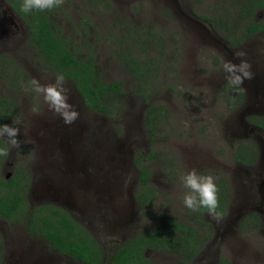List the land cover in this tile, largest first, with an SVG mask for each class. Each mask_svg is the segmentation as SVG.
Returning a JSON list of instances; mask_svg holds the SVG:
<instances>
[{"label": "rangeland", "instance_id": "1", "mask_svg": "<svg viewBox=\"0 0 264 264\" xmlns=\"http://www.w3.org/2000/svg\"><path fill=\"white\" fill-rule=\"evenodd\" d=\"M55 1V24L83 57L91 56L101 81L121 80L122 91L110 95L115 108L109 114L84 106L72 80L44 65L23 21L0 0V59H12L25 76L10 84L0 66V92L14 99L16 110L0 127L7 146L1 175L23 173L28 206L41 200L70 205L105 255L151 225L157 211L186 220L194 195L221 180L225 206L221 214H200L211 236L188 264L220 258L264 264V199L257 184L264 178L258 172L264 133L248 120L264 116V30L231 41L240 26L235 0ZM133 60L140 74L131 69ZM147 106H159L154 124L146 122L145 114L155 112ZM244 143L257 155L249 166L233 155ZM59 156L78 165L70 179L80 187L67 188L59 178ZM136 158L156 192L147 206L133 196ZM83 184L92 198L86 206L79 202ZM249 212L257 223H241ZM24 220L0 217V264H79L28 232ZM145 253L153 264L177 258L160 248Z\"/></svg>", "mask_w": 264, "mask_h": 264}, {"label": "trees", "instance_id": "2", "mask_svg": "<svg viewBox=\"0 0 264 264\" xmlns=\"http://www.w3.org/2000/svg\"><path fill=\"white\" fill-rule=\"evenodd\" d=\"M23 21L27 30L28 42L43 60L44 65L61 75L70 78L74 89L78 92L83 104L90 110L109 114L115 108L114 98L110 95L120 93L121 80L103 82L98 72L93 69L90 55L83 57L78 45H73L69 38L61 32L52 19V10L56 1L49 3L40 0H3ZM97 1V0H92ZM237 8L238 34L231 40L238 43L259 29H264V0H235ZM257 10L260 15H255ZM230 28V24L227 25ZM4 54H0V57ZM132 60L133 58L130 57ZM0 66L7 74L8 83L19 84L25 78L18 66L10 58H1ZM131 69L140 74L142 66L133 60ZM21 72V73H20ZM235 85V84H234ZM235 87H237L235 85ZM238 99L240 95L235 93ZM159 106H147V110L155 111L146 116L148 124H154ZM15 102L11 96L0 92V127L6 125L15 115ZM248 120L264 128V116L250 115ZM6 145L0 137V161L4 156ZM234 158L243 164H251L255 160V148L244 143L233 150ZM138 157H142L137 153ZM138 170V186L133 193L140 205H149L155 196V189L147 184L148 168L134 160ZM23 173L15 172L5 178L0 174V217L14 219L24 216V224L28 232L37 234L51 248L66 253L85 264H153L146 255L147 249L175 252L174 264H188L197 252L196 234L190 225L168 216L164 211L154 213L155 222L147 229H142L116 243L105 255L103 247L94 236L78 222L72 220L67 212L52 203H37L29 207L26 203V177H18ZM224 182L217 180L210 188L194 195L189 204V213L198 216L203 209L214 210L221 214L225 206ZM187 211V212H188ZM257 215L249 212L241 219L243 224L257 223ZM217 264H227L223 258Z\"/></svg>", "mask_w": 264, "mask_h": 264}, {"label": "flooded vegetation", "instance_id": "3", "mask_svg": "<svg viewBox=\"0 0 264 264\" xmlns=\"http://www.w3.org/2000/svg\"><path fill=\"white\" fill-rule=\"evenodd\" d=\"M4 2V1H3ZM5 3V2H4ZM5 5L7 6V7H9L6 3H5ZM10 8V7H9ZM11 9V8H10ZM12 10V9H11ZM264 29H259V30H257L256 32H259V31H263ZM255 33V32H254ZM77 92V91H76ZM236 91H233V93H232V97L234 98V100H236L237 99V97H236ZM77 94H78V92H77ZM78 96H79V94H78ZM80 97V96H79ZM80 100H81V98H80ZM81 102H82V100H81ZM83 103V102H82ZM85 106V105H84ZM249 123L251 124V127H254V128H256V129H258L259 131H261V132H263L264 133V128H262L261 126H259L258 124H256V123H254V122H252V121H250L249 120ZM1 137V136H0ZM48 137H50V135L48 136ZM1 139H2V137H1ZM3 140V139H2ZM5 143V142H4ZM5 145H6V143H5ZM6 151H7V146H6V150H5V153H4V156L1 158V161H0V170H1V166H2V164H3V159H4V157H5V154H6ZM258 152H262V155H263V153H264V149H260ZM45 157V159L46 160H49V158L52 156L51 155V152H46V154L44 155ZM59 157H61V156H59ZM259 157V156H258ZM61 159V162L60 163H63V167L64 168H61V169H59V173H60V176H59V178L61 179V180H64V181H66L67 183H66V185H68V184H70V186H68L67 188H73V189H75L76 187H80L82 184H80L79 182H76V183H74L73 184V182H72V180L73 179H70V178H72V175H73V172H75L77 169H78V165H71V164H69L68 163V161H67V159H65V158H60ZM255 159H257V155H255ZM60 161V160H59ZM255 162H256V160H254ZM252 162L251 164H245V165H247V166H249V165H252L253 163H255V162ZM54 172V171H53ZM259 173H261V172H264V163L262 162L261 164H260V169H259V171H258ZM1 174V173H0ZM2 176H4L5 178H7V177H9V176H6V175H2ZM23 177V175L21 174L18 178L19 179H21ZM52 177H53V174H52ZM50 178V177H49ZM54 178V177H53ZM49 180H51V178L49 179ZM69 182H71V183H69ZM87 183H89V181H87ZM259 183H260V185H259ZM258 184V186H260L261 187V189L263 190V199H264V178H261V180H260V182H258L257 183ZM26 185H27V183H26ZM83 189L81 190L82 191V194H81V196H80V199H79V202H80V204L82 203V205L83 206H86V204L88 205V204H91V196H89L90 194H91V192H89L88 193V195H87V193H83V191H87L88 190V188L90 187V186H86V185H84L83 184ZM67 188H65V189H67ZM91 198V199H90ZM135 199V198H134ZM47 202H49V203H52V204H55V205H57V206H59V207H61L62 209H64L66 212H67V214L69 215V217L72 219V220H74V221H76V222H78L80 225H82L83 226V224L82 223H80V221L74 216V214L72 213V211H70V208L69 207H67V206H70V205H59V204H57V203H55V202H51V201H47V200H41V202H37V203H47ZM137 202V201H136ZM37 203H34V204H37ZM138 203V202H137ZM34 204H32V205H34ZM139 204V203H138ZM32 205H29V207H31ZM142 206H147V205H142ZM83 209L84 210H87L85 207H83ZM204 210H210V209H203L202 211H204ZM202 211H201V213H202ZM168 216H170V217H173V218H175L176 220H178V221H180V222H183L184 224H186V225H190L192 228H193V231L195 232V234H196V238H197V242H196V245H197V247H196V251L195 252H199L200 250H202L203 249V247L207 244V242H208V240H209V237L211 236V224L208 222V221H201L200 219H199V217H200V215L198 216L196 213H185L186 215V220L185 219H181V218H178V217H176V216H173V215H171V214H168V213H166ZM19 217H21V216H17V217H14V219H16V218H19ZM1 218H3V217H1ZM3 219H5V218H3ZM7 220H13V219H7ZM155 222V218H154V215H153V221H152V224L151 225H148V226H146V227H143V228H140L139 229V231L140 230H142V229H147V228H149V227H151L152 225H153V223ZM199 222H201V223H203V224H201V223H199ZM85 227V226H84ZM86 228V227H85ZM88 230V229H87ZM91 232V231H90ZM138 232V231H137ZM136 232V233H137ZM92 234V233H91ZM93 235V234H92ZM132 235H134V234H132ZM131 236V235H130ZM130 236H128V237H130ZM127 237V238H128ZM126 239V238H125ZM123 241V240H122ZM121 242V241H120ZM117 243H119V242H117ZM48 246V245H47ZM51 250H53L54 252H56L57 254H60V255H66V256H68L69 258H72L71 256H69L68 254H66V253H60V252H58L57 250H55V249H53V248H51L50 246H48ZM165 251V250H164ZM74 259V258H73ZM177 259V258H176ZM192 259V258H191ZM76 260V259H75ZM176 261V260H175ZM175 261L172 263V264H174L175 263ZM76 262H78L79 264H85V263H82V262H80V261H78V260H76Z\"/></svg>", "mask_w": 264, "mask_h": 264}]
</instances>
